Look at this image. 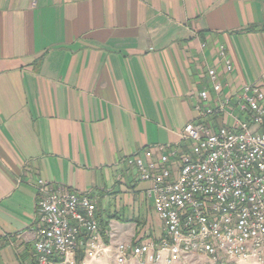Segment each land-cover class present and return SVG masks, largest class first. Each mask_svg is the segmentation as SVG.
Masks as SVG:
<instances>
[{
	"label": "crops",
	"instance_id": "1",
	"mask_svg": "<svg viewBox=\"0 0 264 264\" xmlns=\"http://www.w3.org/2000/svg\"><path fill=\"white\" fill-rule=\"evenodd\" d=\"M245 86L264 88V0H0V264H36L38 180L94 201L106 244L159 241L127 160L187 149L225 116L200 93L215 110Z\"/></svg>",
	"mask_w": 264,
	"mask_h": 264
},
{
	"label": "built area",
	"instance_id": "2",
	"mask_svg": "<svg viewBox=\"0 0 264 264\" xmlns=\"http://www.w3.org/2000/svg\"><path fill=\"white\" fill-rule=\"evenodd\" d=\"M199 98L203 117L225 114L218 128L188 125L187 149L159 145L127 160L149 184L161 239L134 245L111 231L106 244L94 201L38 180L36 264H85L113 245L116 264H264V88L245 86L215 110L204 104L207 90Z\"/></svg>",
	"mask_w": 264,
	"mask_h": 264
},
{
	"label": "rangeland",
	"instance_id": "3",
	"mask_svg": "<svg viewBox=\"0 0 264 264\" xmlns=\"http://www.w3.org/2000/svg\"><path fill=\"white\" fill-rule=\"evenodd\" d=\"M85 264H116L115 263V256L113 253H105L99 257H96L94 259H89L85 262ZM132 264H163V263H148L146 261L141 262H134ZM241 264H259L252 260L244 261Z\"/></svg>",
	"mask_w": 264,
	"mask_h": 264
},
{
	"label": "trees",
	"instance_id": "4",
	"mask_svg": "<svg viewBox=\"0 0 264 264\" xmlns=\"http://www.w3.org/2000/svg\"><path fill=\"white\" fill-rule=\"evenodd\" d=\"M79 259L82 260V259H83V256L81 255V256L79 257Z\"/></svg>",
	"mask_w": 264,
	"mask_h": 264
}]
</instances>
